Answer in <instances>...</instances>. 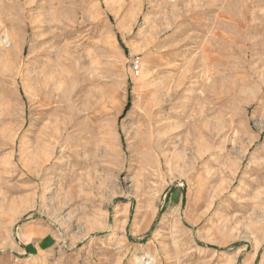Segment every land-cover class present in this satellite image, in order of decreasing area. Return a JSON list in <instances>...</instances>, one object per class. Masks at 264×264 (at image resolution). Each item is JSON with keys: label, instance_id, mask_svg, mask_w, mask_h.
I'll list each match as a JSON object with an SVG mask.
<instances>
[{"label": "rangeland", "instance_id": "374dc122", "mask_svg": "<svg viewBox=\"0 0 264 264\" xmlns=\"http://www.w3.org/2000/svg\"><path fill=\"white\" fill-rule=\"evenodd\" d=\"M0 264H264V0H0Z\"/></svg>", "mask_w": 264, "mask_h": 264}]
</instances>
